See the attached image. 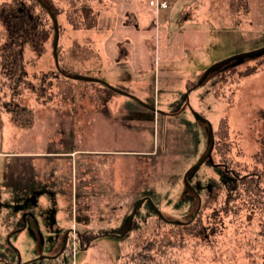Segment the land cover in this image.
<instances>
[{"label": "rangeland", "instance_id": "374dc122", "mask_svg": "<svg viewBox=\"0 0 264 264\" xmlns=\"http://www.w3.org/2000/svg\"><path fill=\"white\" fill-rule=\"evenodd\" d=\"M185 1L42 0L59 25L60 70L53 20L36 7L44 25L26 47L27 76L19 83L0 66V152H13L0 154V256L57 255L70 231L59 258L29 264H264V56L197 86L211 65L264 46V0ZM194 112L212 123L215 146L187 184L210 147ZM22 196L25 209L6 212ZM145 197L175 226L146 201L124 237L110 236ZM49 207L53 227L39 217ZM195 220L205 238L176 226ZM80 234L95 241L82 248Z\"/></svg>", "mask_w": 264, "mask_h": 264}, {"label": "trees", "instance_id": "16d2710c", "mask_svg": "<svg viewBox=\"0 0 264 264\" xmlns=\"http://www.w3.org/2000/svg\"><path fill=\"white\" fill-rule=\"evenodd\" d=\"M35 4V6L31 4L28 5L25 0H13L12 2H5L0 4V66L3 69L2 72L7 78H12L19 83H22L23 78L27 76V71L25 69V64L28 62L27 59H25L26 47L32 46V48L35 49V47L39 45L35 41V37L40 35V33H38V29L40 26L44 25L43 17L40 13L41 11L37 13L36 7L39 6L42 12H47V14H49V11L42 5L39 0H36ZM2 32H5L4 37ZM43 36L44 37H42V42L48 38V35L46 33H44ZM41 53L42 51L40 53H38L37 51V54L40 55ZM261 116L264 121V111L261 112ZM249 179H252L251 181H249V186H251L252 189L254 187H261L260 180H255L254 177H251ZM257 179H261V176H259ZM232 184L233 187L232 189H230L231 191L239 190L240 184H235L234 182H232ZM248 190H250V188H248ZM150 210L152 211L153 216L157 217L156 219L160 225L166 224L168 226H175L174 224H171L166 220L160 218L158 213L152 206L150 207ZM196 220L194 223H190L186 226H176H180V228H182L186 232V229H188L189 234L198 237L202 236L203 238H205L207 236V233L203 234V228H199V224ZM135 221H137L135 223H137V229H139V226H141L142 224L139 223L138 218L135 219ZM157 230H159L158 227ZM95 238L96 237L93 238V236L89 234H80V244L82 248H88L87 244H93Z\"/></svg>", "mask_w": 264, "mask_h": 264}, {"label": "water", "instance_id": "95a60500", "mask_svg": "<svg viewBox=\"0 0 264 264\" xmlns=\"http://www.w3.org/2000/svg\"><path fill=\"white\" fill-rule=\"evenodd\" d=\"M41 3H42V5L49 11V14H50V16H51V18H52V20H53V23H54V26H55V29H56V43H55V47H54V56H55V62H56V66H57V69H59L60 70V62H59V57H58V41H59V38H60V32H59V25H58V22H57V20H56V18H55V16H54V14L52 13V11H51V9L50 8H48L43 2H42V0H39ZM261 56H264V46H262V47H259V48H257V49H254V50H252V51H249V52H245V53H240V54H236V55H233V56H231V57H228L227 59H225V60H222V61H220V62H217V63H215V64H213V65H211L205 72H204V74H203V76H202V78L200 79V81L198 82V84H197V86H200V85H202L207 79H208V77L212 74V73H214V72H216V71H218V70H220V69H222V68H224V67H226V66H228V65H230V64H240V63H242L243 61H245V60H247V59H252V58H257V57H261ZM83 80H89V79H83ZM91 80V79H90ZM91 81H93V80H91ZM112 90H115L116 92H119V93H123L124 95H127V96H129L127 93H124V92H122V91H120V90H118V89H115V88H111ZM189 96V93H187V97ZM187 104H188V106H189V101L187 102ZM190 107V106H189ZM156 110V109H155ZM194 114L196 115V117L197 118H199V119H202V120H204V121H206L207 123H208V125H209V133H210V147H209V149H208V152H207V154L197 163V164H195L188 172H187V174L185 175V181L187 182V184H189V182H188V177H189V175L190 174H193V172H195L201 165H203V163L207 160V159H211V157H212V152H213V149H214V146H215V135H214V128H213V125H212V123L208 120V119H206V118H204L202 115H200L198 112H194ZM146 200H148L150 203H151V205H152V207L155 209V211L158 213V215H159V217L160 218H162L163 220H166V221H168L166 218H165V216L162 214V212L160 211V209L152 202V200L149 198V197H146V198H143V199H141L138 203H137V205L135 206V208H134V210H133V213L131 214V216H130V218H129V222H128V226H127V229H126V231H125V233L123 234V235H117V236H119V237H124V235L127 233V231H129V229H130V227H131V225H132V223H133V220H134V218H135V216H136V214H137V212H138V210H139V208L141 207V205L146 201ZM200 206H201V200H200ZM200 208V207H199ZM199 211V210H198ZM173 223H179V222H175V221H172ZM180 224H183V223H180ZM185 224V223H184ZM67 245H68V238L66 239V241H65V244H64V247H63V249L60 251V253H58L57 255H54V256H41V257H39V258H37V259H34V260H32V261H30V262H33V261H37V260H41V259H44V258H48V259H55V258H58V257H60L63 253H64V251H65V249L67 248ZM30 262H27V263H30ZM26 263V264H27Z\"/></svg>", "mask_w": 264, "mask_h": 264}, {"label": "crops", "instance_id": "0c3cea01", "mask_svg": "<svg viewBox=\"0 0 264 264\" xmlns=\"http://www.w3.org/2000/svg\"><path fill=\"white\" fill-rule=\"evenodd\" d=\"M151 1H155V2H158V3H162V2H166L167 3V5H169V3H170V1H175V2H182V0H150V2ZM185 1V0H184ZM187 1H189V0H186L185 2H187ZM150 6H153V5H150ZM155 7H157L156 5H154ZM168 7H166V8H157V10L158 9H161V10H165V9H167ZM132 14H131V11H129V12H127V14H126V16H131ZM189 41H191V39H189ZM175 42V41H174ZM146 47H144V49H145ZM9 153H13V152H0V154H2V155H6V156H10V154ZM16 154V153H15ZM15 154H13V155H15ZM15 202V203H14ZM12 204H11V206H9V205H6V207H5V210H6V212H8V209H20V210H24L25 209V205H24V199H23V196L22 197H19L18 199H16L15 201H14ZM1 203H2V201H1ZM34 207V206H33ZM35 208V207H34ZM7 215L6 216H4L3 214H2V217H0V236L1 235H4L5 234V232L7 231V228H8V221H7ZM56 221V220H55ZM55 224H57L56 222H55ZM54 224V225H55ZM5 226H7V228L5 227ZM4 227V228H3ZM54 234V233H53ZM52 234V235H53ZM56 235L58 234V233H55ZM59 258V257H58ZM31 263V262H30ZM0 264H22V262H18V263H13L12 261H10L8 258H4L3 256H0ZM27 264H29V263H27Z\"/></svg>", "mask_w": 264, "mask_h": 264}, {"label": "flooded vegetation", "instance_id": "af4514ba", "mask_svg": "<svg viewBox=\"0 0 264 264\" xmlns=\"http://www.w3.org/2000/svg\"><path fill=\"white\" fill-rule=\"evenodd\" d=\"M127 96V95H126ZM187 102H188V99H187ZM187 102H185L186 104H187ZM188 105V104H187ZM187 105H183L181 108H183L184 106L185 107H187ZM148 109H150V111H152L153 110V106H150L149 105V107L148 106H146ZM184 107V108H185ZM154 111V110H153ZM198 189H201V187H198ZM195 190V189H194ZM35 192V191H34ZM38 194H41V192H38ZM38 194L35 192V195H34V193H33V195L34 196H31L30 197V199H28L27 200V202H29V204H31L32 206H34L35 208L37 207V205H38V202L36 201V196H38ZM146 198V197H145ZM26 201V200H25ZM146 201H148V200H146ZM145 201V202H146ZM144 202V203H145ZM26 206V205H25ZM52 209V207H49L46 211H45V213L44 214H42V212L41 213H39V217L40 218H42L44 221H47V220H49V223H48V226L49 227H53V225L55 224V218H49L50 216L49 215H47V214H50V211L49 210H51ZM28 215H29V217H31V218H33V221H34V224H35V226L37 227V226H39V222H38V218L37 217H35L36 215L35 214H31V213H27ZM27 215V216H28ZM24 216H25V214H24ZM24 216H23V218H24ZM35 217V218H34ZM23 218H22V220H23ZM128 222H129V220H128ZM70 234H71V232L70 231H68V232H66V234H65V236H63V238H64V243H63V247H64V244H65V241H66V239L68 238V240H69V237H70ZM56 235V234H55ZM107 236V235H110V234H101V236ZM110 236H116L117 237V234H111ZM52 235L49 237V241H50V243H51V241H52ZM68 243H69V241H68ZM63 249V248H62ZM61 249V250H62ZM67 249V248H66ZM66 249H65V251H66ZM60 250V251H61ZM64 251V252H65ZM60 253V252H59Z\"/></svg>", "mask_w": 264, "mask_h": 264}, {"label": "built area", "instance_id": "2783aa9c", "mask_svg": "<svg viewBox=\"0 0 264 264\" xmlns=\"http://www.w3.org/2000/svg\"><path fill=\"white\" fill-rule=\"evenodd\" d=\"M151 4L153 6L156 5L157 8H166L168 6L166 2L158 3V2H155V1H151Z\"/></svg>", "mask_w": 264, "mask_h": 264}]
</instances>
